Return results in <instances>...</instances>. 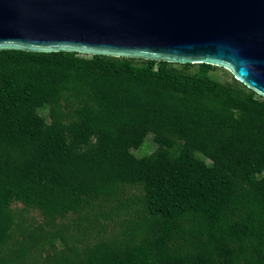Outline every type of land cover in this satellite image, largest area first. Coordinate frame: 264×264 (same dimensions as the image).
Segmentation results:
<instances>
[{"label":"trees","instance_id":"trees-1","mask_svg":"<svg viewBox=\"0 0 264 264\" xmlns=\"http://www.w3.org/2000/svg\"><path fill=\"white\" fill-rule=\"evenodd\" d=\"M134 59L0 50V246L13 200L53 218L139 183L160 231L84 264H264V97L215 65ZM148 132L159 147L135 155Z\"/></svg>","mask_w":264,"mask_h":264},{"label":"water","instance_id":"water-1","mask_svg":"<svg viewBox=\"0 0 264 264\" xmlns=\"http://www.w3.org/2000/svg\"><path fill=\"white\" fill-rule=\"evenodd\" d=\"M208 63L264 97V0H0V50Z\"/></svg>","mask_w":264,"mask_h":264},{"label":"rangeland","instance_id":"rangeland-1","mask_svg":"<svg viewBox=\"0 0 264 264\" xmlns=\"http://www.w3.org/2000/svg\"><path fill=\"white\" fill-rule=\"evenodd\" d=\"M134 63L140 64V60L135 58ZM196 66L193 64L194 68ZM212 74L220 80L232 77L231 72L221 66H217ZM37 115L43 121H50L53 116L51 106L47 103L39 105ZM158 147L155 134L148 132L143 143L133 147L132 152L144 156ZM194 153L211 163L200 152ZM257 177H264V171ZM143 194L139 183H120L114 193L87 197L81 210L53 218L46 217L37 207L13 200L15 223L10 230V239L0 246V264H61L62 259L68 257L73 258L74 264H84L86 248L96 242H111L120 251L152 237L160 231L163 220L147 211Z\"/></svg>","mask_w":264,"mask_h":264}]
</instances>
